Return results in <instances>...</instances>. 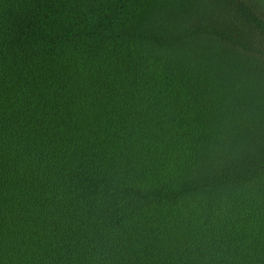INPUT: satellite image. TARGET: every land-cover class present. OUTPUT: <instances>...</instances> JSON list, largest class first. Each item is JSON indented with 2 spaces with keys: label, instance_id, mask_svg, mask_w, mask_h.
Instances as JSON below:
<instances>
[{
  "label": "trees",
  "instance_id": "trees-1",
  "mask_svg": "<svg viewBox=\"0 0 264 264\" xmlns=\"http://www.w3.org/2000/svg\"><path fill=\"white\" fill-rule=\"evenodd\" d=\"M0 264H264V0H0Z\"/></svg>",
  "mask_w": 264,
  "mask_h": 264
}]
</instances>
